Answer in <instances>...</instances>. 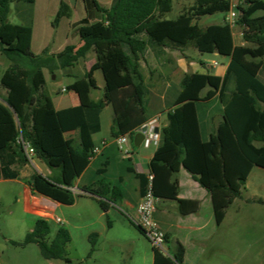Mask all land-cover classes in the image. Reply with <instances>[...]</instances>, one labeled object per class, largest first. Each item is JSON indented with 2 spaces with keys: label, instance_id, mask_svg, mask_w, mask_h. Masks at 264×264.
<instances>
[{
  "label": "trees",
  "instance_id": "16d2710c",
  "mask_svg": "<svg viewBox=\"0 0 264 264\" xmlns=\"http://www.w3.org/2000/svg\"><path fill=\"white\" fill-rule=\"evenodd\" d=\"M173 1L111 0L110 6L105 7L97 0H82L85 17L77 28L81 45H68L46 57V50L40 55L30 50L34 0H0V54L9 62L0 77V127L13 126L10 137L0 145V179H15L18 172L13 168L27 163L17 142L20 136L33 148L35 157L58 174L57 179L37 172L31 174L25 184L33 194L64 205H71L75 197L82 196H74L68 188L88 163L94 147L91 135L99 131L101 110L106 105L112 109V137L128 134L131 138L147 121L148 108L155 105L154 99L148 105L147 97L152 93L143 83L138 64L146 42L136 36L145 33L158 46L178 50L191 46L201 54L216 53L229 59L222 77L211 73L183 74L177 95L168 107L167 125L160 132L149 162L155 196L157 166L165 169L168 178L183 167L211 195L216 223L220 224L226 209L241 197L251 169H264V27L242 33L243 40L252 47L235 46L231 28L223 21L206 27L197 23L203 16L227 13L228 0H193V5L174 19H166ZM11 5L15 13L21 14L19 24L8 21ZM238 9L237 20L244 26L243 21L264 12V0H241ZM94 14L97 19L89 22ZM69 16V8L61 2L52 26L56 27L61 17ZM89 54L95 60L80 79L87 80L88 94L94 87L92 73L99 70L104 83L102 97L89 98L85 105L55 110L43 69L50 74L65 68L74 71ZM2 90L5 94H1ZM215 94L222 119L209 138L202 140L197 103ZM69 132H75L76 139L65 138ZM145 184L144 178L142 192ZM102 186L98 183L96 188L83 187L81 191L105 210ZM170 188L169 197L175 199L176 179ZM256 202L264 203L261 199ZM49 233V221L37 218L23 242L10 243H35L42 258L69 262L65 255L70 240L68 231L58 228L47 243ZM96 237L97 234L88 236V256L94 251ZM153 252V264H182L184 247L176 240L168 255L157 249Z\"/></svg>",
  "mask_w": 264,
  "mask_h": 264
},
{
  "label": "crops",
  "instance_id": "0c3cea01",
  "mask_svg": "<svg viewBox=\"0 0 264 264\" xmlns=\"http://www.w3.org/2000/svg\"><path fill=\"white\" fill-rule=\"evenodd\" d=\"M61 2L69 8L70 16L61 17L53 30L52 27L50 30H47L46 26L50 24L52 16L56 15ZM99 3L105 7H109L111 0H103V2ZM192 5L193 0L191 6ZM39 7L40 8L37 10V0H34L30 42V50L34 55H40L46 50V57H52L61 52L64 47L68 45L74 46L75 48L81 45L77 34V28L79 27V22L85 17V12H81L80 17L74 19L71 5L64 0H46L42 2ZM15 14L21 16L19 12ZM97 17L98 16L94 14L93 19H89V22L96 20ZM231 32L233 44L235 46H253L251 43H247L243 40V30L239 33L240 36L234 34L233 28H231ZM136 37L146 42L145 49L139 55V71L145 87L154 95L153 99L155 100L153 109L149 108L147 121L157 117V131L160 135L161 130L167 125L168 107L172 104L177 95L179 82L183 74L211 73L215 76L222 77L229 59L212 53L211 55L213 56L224 58V61H218L215 58L205 60L198 59V61H195L184 51L189 46L181 50L165 48L156 45L145 33H141ZM123 49L129 54L126 47H123ZM2 57L3 56L0 54V59ZM94 60V55L89 54L85 58V61L78 65V67H80L78 71L70 72L69 68L58 69L59 76L64 75L71 77L73 82L68 87H62L64 88V92L69 91V96L67 98L62 99L50 96L55 110L85 105L89 98L99 99L102 97L93 98L91 96L92 90L97 88L102 90L103 95V78L102 86L98 84L96 79V72L99 70L92 73L94 87L90 88L88 94L86 93V87L88 85L87 80L80 79L81 74L89 70ZM43 74L46 84L48 77H50V80H55L53 79V74L48 72V69L44 68ZM54 75H56V73ZM176 80L178 82L174 84ZM206 91L207 89L203 90L202 95L206 93ZM1 94H5V91L2 90ZM107 106L109 105H106L99 115V131L92 134L91 139L93 146H98L104 140L109 141V144L103 148L96 157L88 160L86 167L80 175L74 179L72 187H70L81 191L83 187L96 188L94 187L96 184H102L105 198L104 202L107 208L105 210L101 208H78V213L74 218L71 216L68 221L67 219L62 221L67 225L66 229L69 234L70 229L77 228L75 222L79 221L81 222L80 228L85 229L88 234L97 233L105 239L109 245L127 244L135 246L141 245L142 241H146L150 249H138L136 254L134 253V256L138 258V264H153V248L137 227L131 223L129 218L136 217V208L142 194V184L146 173L149 171V162L157 146L151 145L146 148L141 142L139 146H135L133 143V136L124 146V148L128 150V154L123 155L118 148L111 143L112 138H114L110 133L111 123L108 129V136L105 135L97 138L102 129L101 114ZM220 109L221 107L218 105L217 94L207 101L197 103L196 117L199 125V134L202 140H207L209 135L220 124L222 119ZM12 131L13 126L0 127V145L10 137ZM64 136L65 138L76 139L75 132L66 133ZM254 168L255 167L251 169L245 185ZM13 169L18 172L15 179L0 180H13L20 183L22 185L23 200L25 202L23 210L28 214L40 218L41 215L35 213L31 208L33 197L40 195L33 194L25 184V180L35 172L46 177L57 179V171L49 170L46 165L36 157L31 163H26L14 167ZM174 179L177 180L178 191L175 199H171L169 197L171 192L170 185ZM156 181L158 196H155L154 219L165 235L166 253L163 254L168 255L177 240L184 247L182 264H226V257L227 264H231L230 251L228 250L226 253V247L230 246V242L229 239H227L225 231L222 230L226 224L231 208L226 209L222 221L220 224H217L211 195L195 181L183 167H180L177 173L168 178L165 169L162 166H157ZM83 196H85V199L96 203L91 195L85 194ZM251 199L253 202L257 200L254 197ZM48 201L53 212L57 210L60 211L62 209L60 207L64 205L51 201L50 199H48ZM77 201V197H75L71 205H77ZM103 217H106L107 221L110 219L109 226L107 225L106 230L97 227L100 226ZM170 243L172 244L171 248L168 247ZM219 253L223 255V262H221V260L216 262V255ZM130 258H132V256H130Z\"/></svg>",
  "mask_w": 264,
  "mask_h": 264
},
{
  "label": "rangeland",
  "instance_id": "374dc122",
  "mask_svg": "<svg viewBox=\"0 0 264 264\" xmlns=\"http://www.w3.org/2000/svg\"><path fill=\"white\" fill-rule=\"evenodd\" d=\"M45 1L46 0H37V10L40 8V4ZM64 1L71 5L74 19L80 17V13L84 12L82 0ZM98 2H103V0H98ZM191 4L192 0H174L172 10L167 13L165 17L167 19H174L176 15L191 6ZM13 6L14 5H11L8 21L19 24L21 23V18L19 15L15 14ZM223 18V14L215 13L213 15L201 17L197 23L200 27H206L211 24L222 23ZM53 19L54 16H52L50 24L46 26L47 30H50L51 27L52 30L55 28L52 26ZM243 22L244 26L240 25L238 20L236 21L233 27L235 35H239L242 30L248 31L249 29L263 28L264 12H257L250 19ZM184 51L195 61H198V59L205 60L211 58L224 61V58L220 56H213L211 54L201 55L190 46ZM8 65V60L2 57L0 59V76ZM78 70H80V67H77L74 71ZM70 72L73 71L70 69ZM55 73L56 75H54ZM53 79L55 80H50V77L47 79L46 88L49 95L62 99L67 98L69 96V91L61 92V89L62 87L70 86L73 79L64 75L59 76V70L53 71ZM96 79L98 84L102 86L100 71L96 72ZM174 82V84H177L178 81L176 80ZM91 96L93 98L101 97L102 90L99 88L93 89ZM153 98L154 96L149 94V97H147L148 105ZM111 115L112 109L110 106H107L101 114L102 129L97 138L105 135L108 136ZM241 196L240 198H236L234 203L229 207L231 209L226 224L222 229L225 231L227 239H229L230 242V246L226 245V253L228 250L230 251L231 264H264V203L259 204L256 202L258 199L264 201V169L258 167L253 169ZM252 197L257 200L253 202L251 199ZM77 200V205H62L60 211L57 210L52 212L53 215L59 217L63 221L64 219L68 221L71 216L74 218L78 213V208H100L97 203L85 199L83 195L77 197ZM24 206L25 202L23 200L22 185L13 180H0V264H138V258L134 256V253L136 254L138 249H150L146 241H142L141 245L135 246L127 244L109 245L105 239L96 233L97 237L94 240V251L88 256L90 250L88 236L90 234H88L85 229L80 228L81 222L76 221L77 228L70 229V240L65 246V255L69 262L60 259L46 260L41 257L39 247L35 243L17 246L10 243V241L18 243L23 242L26 233L31 231L34 226L37 217L26 213L23 210ZM125 221L127 222L126 218ZM61 227L66 229L67 225L64 222L57 224L52 220L49 221L50 233L46 238L47 243L51 242L57 229ZM97 227L105 230L107 229L106 217L101 219V224ZM168 247L171 248L172 244L170 243ZM130 256H132V258H130ZM226 259L225 261L227 264ZM219 260L223 262V255L220 253L216 255V262Z\"/></svg>",
  "mask_w": 264,
  "mask_h": 264
},
{
  "label": "built area",
  "instance_id": "2783aa9c",
  "mask_svg": "<svg viewBox=\"0 0 264 264\" xmlns=\"http://www.w3.org/2000/svg\"><path fill=\"white\" fill-rule=\"evenodd\" d=\"M229 1V10L224 14L223 22L226 23L230 28L235 26V23L240 15V11L238 6L241 0H228ZM61 92H64V88L61 89ZM157 117H154L147 122H145L139 129L135 130L132 134L131 138L138 134H143V139L141 144L144 147L149 146H157L159 142L160 135L157 131ZM130 137L128 134L118 135L112 138L111 143H113L118 150L123 154L127 155L128 150L124 148L125 144L129 141ZM17 142L21 144L24 154L27 159V163H31L35 158V153L33 148L29 143L25 142L20 136L17 139ZM109 144V141H102L98 146H94L89 155V160L96 157L102 150ZM146 184L141 194L140 201L136 208V217L129 218L131 223L138 227L143 236L149 242L153 249H157L161 253L165 252V235L163 231L160 229L159 225L154 219L155 212V204L156 197L153 193V174L151 172H147L145 175ZM68 190L74 195H85L82 191L74 188H68ZM48 199L43 196H35L33 197V202L31 203V208L35 213L41 215L40 218L45 220H52L57 224H61L63 221L53 215V211L51 210V206L49 205Z\"/></svg>",
  "mask_w": 264,
  "mask_h": 264
},
{
  "label": "water",
  "instance_id": "95a60500",
  "mask_svg": "<svg viewBox=\"0 0 264 264\" xmlns=\"http://www.w3.org/2000/svg\"><path fill=\"white\" fill-rule=\"evenodd\" d=\"M143 139V134L142 133H138L136 135H134L133 137V143L135 146H139V143L141 142V140Z\"/></svg>",
  "mask_w": 264,
  "mask_h": 264
}]
</instances>
